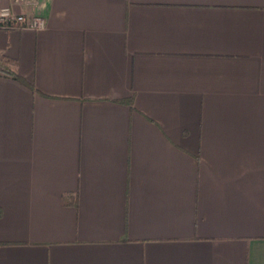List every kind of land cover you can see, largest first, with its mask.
Returning <instances> with one entry per match:
<instances>
[{"label":"crops","instance_id":"1","mask_svg":"<svg viewBox=\"0 0 264 264\" xmlns=\"http://www.w3.org/2000/svg\"><path fill=\"white\" fill-rule=\"evenodd\" d=\"M7 5L0 264H264V0Z\"/></svg>","mask_w":264,"mask_h":264},{"label":"built area","instance_id":"2","mask_svg":"<svg viewBox=\"0 0 264 264\" xmlns=\"http://www.w3.org/2000/svg\"><path fill=\"white\" fill-rule=\"evenodd\" d=\"M39 0H13L20 6L34 5ZM47 26L43 16L17 12L12 5L0 8V28L4 30L28 29L33 31L44 30Z\"/></svg>","mask_w":264,"mask_h":264},{"label":"trees","instance_id":"3","mask_svg":"<svg viewBox=\"0 0 264 264\" xmlns=\"http://www.w3.org/2000/svg\"><path fill=\"white\" fill-rule=\"evenodd\" d=\"M15 66V62L10 59L9 57L0 54V73L7 74L9 76L14 77L15 79L25 83L24 79L20 77L14 70L13 67ZM126 103L131 104L132 100L128 99L125 100Z\"/></svg>","mask_w":264,"mask_h":264}]
</instances>
